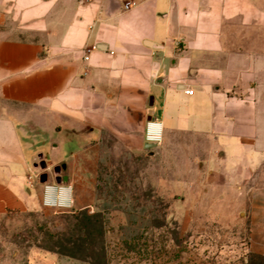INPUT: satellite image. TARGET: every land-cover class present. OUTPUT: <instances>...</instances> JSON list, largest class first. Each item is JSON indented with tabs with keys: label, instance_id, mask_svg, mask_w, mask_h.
I'll use <instances>...</instances> for the list:
<instances>
[{
	"label": "crops",
	"instance_id": "1",
	"mask_svg": "<svg viewBox=\"0 0 264 264\" xmlns=\"http://www.w3.org/2000/svg\"><path fill=\"white\" fill-rule=\"evenodd\" d=\"M0 96L15 105L0 112V128L19 121V144L34 139L31 149L51 154L38 158L51 170L65 164L67 177L53 176L37 200L29 175L25 183L9 169L0 213L36 202L73 208L76 181L93 180L98 194L119 158L148 156L193 175L192 212H238L241 256H264V0H0ZM149 119L164 124L154 149ZM18 161L31 169L24 154ZM199 224L204 231L187 228Z\"/></svg>",
	"mask_w": 264,
	"mask_h": 264
},
{
	"label": "rangeland",
	"instance_id": "2",
	"mask_svg": "<svg viewBox=\"0 0 264 264\" xmlns=\"http://www.w3.org/2000/svg\"><path fill=\"white\" fill-rule=\"evenodd\" d=\"M12 107L0 96V112ZM23 134L19 121L15 128L11 123L0 128V182L10 185L9 169H17L14 179L25 181L29 175L28 186L36 187L38 200L44 185L55 182L49 164L48 169L39 165L38 154L44 152L46 158L51 154L44 148L31 149L32 138L20 145L17 136ZM176 139L201 140L191 135ZM23 154L32 165L30 170L18 161ZM119 160L116 179L96 182L98 194L93 195V180L75 182L72 195L79 201L73 208L36 202L31 208L0 213V264H26L29 255L42 252L52 256L49 264H264V256H241L232 224L240 223L238 212L190 210L191 202L198 199L187 195L194 190L189 186L195 185L191 173H180L176 164L171 173L166 160L161 163L148 156ZM43 172L49 175L45 182L39 178ZM111 191L116 193L107 201ZM90 201L96 204L78 207ZM187 223L206 225L204 231L202 224L195 226L192 234Z\"/></svg>",
	"mask_w": 264,
	"mask_h": 264
},
{
	"label": "built area",
	"instance_id": "3",
	"mask_svg": "<svg viewBox=\"0 0 264 264\" xmlns=\"http://www.w3.org/2000/svg\"><path fill=\"white\" fill-rule=\"evenodd\" d=\"M134 3L133 2H126L125 7L128 9L130 8ZM90 52V49H86V54L84 56L85 60L89 59L88 53ZM188 93L192 94L193 90L190 89ZM164 138V124L161 120L157 119H149L146 123L145 128V141L146 143H154L156 145H160L163 142ZM30 179V177H29ZM49 186H47V190H49Z\"/></svg>",
	"mask_w": 264,
	"mask_h": 264
},
{
	"label": "flooded vegetation",
	"instance_id": "4",
	"mask_svg": "<svg viewBox=\"0 0 264 264\" xmlns=\"http://www.w3.org/2000/svg\"><path fill=\"white\" fill-rule=\"evenodd\" d=\"M37 164V163H36ZM40 164H46L45 162H43V160H40V163H39V165ZM41 166V165H40ZM47 168V167H46ZM62 171H63V164H61V165H56L54 168H53V176L57 179V178H60V179H62V181L64 180V175H62ZM39 178H40V181H41V178H43V179H45V181H47L48 180V178H49V175H48V173L47 172H43V173H41L40 174V176H39Z\"/></svg>",
	"mask_w": 264,
	"mask_h": 264
},
{
	"label": "water",
	"instance_id": "5",
	"mask_svg": "<svg viewBox=\"0 0 264 264\" xmlns=\"http://www.w3.org/2000/svg\"><path fill=\"white\" fill-rule=\"evenodd\" d=\"M156 146L157 145L154 144V143H147L146 148L147 149H154V148H156ZM150 154L152 155L153 152H151ZM39 157L41 158V155ZM40 165H41L42 168H46L47 167V164H40ZM63 167L65 168L66 165L64 164ZM56 181H57V183H61L62 182V179L57 178ZM63 181H67V177L66 176L64 177V180ZM41 182H45V179L41 178Z\"/></svg>",
	"mask_w": 264,
	"mask_h": 264
},
{
	"label": "bare ground",
	"instance_id": "6",
	"mask_svg": "<svg viewBox=\"0 0 264 264\" xmlns=\"http://www.w3.org/2000/svg\"><path fill=\"white\" fill-rule=\"evenodd\" d=\"M51 190V189H50ZM68 199V198H67Z\"/></svg>",
	"mask_w": 264,
	"mask_h": 264
}]
</instances>
